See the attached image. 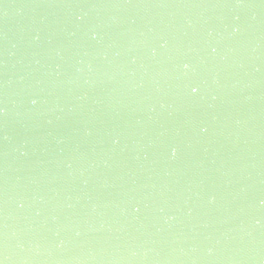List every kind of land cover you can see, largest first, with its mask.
<instances>
[{
    "label": "water",
    "instance_id": "95a60500",
    "mask_svg": "<svg viewBox=\"0 0 264 264\" xmlns=\"http://www.w3.org/2000/svg\"><path fill=\"white\" fill-rule=\"evenodd\" d=\"M0 264H264V0H0Z\"/></svg>",
    "mask_w": 264,
    "mask_h": 264
},
{
    "label": "clouds",
    "instance_id": "9594fccd",
    "mask_svg": "<svg viewBox=\"0 0 264 264\" xmlns=\"http://www.w3.org/2000/svg\"><path fill=\"white\" fill-rule=\"evenodd\" d=\"M193 91H195V89H193Z\"/></svg>",
    "mask_w": 264,
    "mask_h": 264
}]
</instances>
